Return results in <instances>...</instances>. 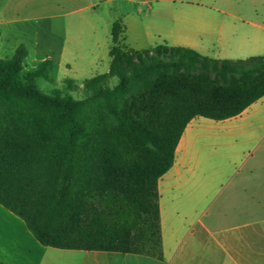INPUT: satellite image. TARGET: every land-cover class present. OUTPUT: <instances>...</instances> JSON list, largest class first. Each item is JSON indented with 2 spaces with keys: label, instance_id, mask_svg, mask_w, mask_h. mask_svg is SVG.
Wrapping results in <instances>:
<instances>
[{
  "label": "trees",
  "instance_id": "trees-1",
  "mask_svg": "<svg viewBox=\"0 0 264 264\" xmlns=\"http://www.w3.org/2000/svg\"><path fill=\"white\" fill-rule=\"evenodd\" d=\"M125 34L119 19L109 71L86 79L81 99L73 79L40 88L55 82L50 58L23 75L25 45L0 60V205L45 247L163 261L160 180L192 120L232 119L264 98V56L138 50Z\"/></svg>",
  "mask_w": 264,
  "mask_h": 264
},
{
  "label": "rangeland",
  "instance_id": "rangeland-1",
  "mask_svg": "<svg viewBox=\"0 0 264 264\" xmlns=\"http://www.w3.org/2000/svg\"><path fill=\"white\" fill-rule=\"evenodd\" d=\"M28 1V8L22 16L31 21L19 24L15 34V39L24 42L31 54L25 60L22 74L26 75L37 68L40 55L54 52L58 58V53L64 48L72 53L68 57L73 62V55H76L80 69L70 75L57 70L52 75L56 78L54 83L40 79L39 86L50 93L62 89L65 79H74L79 87L73 93L77 99L83 97V82L86 79L109 71L112 27L119 19L125 24L127 43H132L138 50L161 44L181 46L202 41L207 57L222 60L255 56L238 52L237 49L244 38L255 36V29L250 24L264 25V0ZM2 8L3 1L0 0V13ZM197 26L205 27L206 32L199 34ZM37 52L39 54L36 56ZM257 54L264 56V53ZM0 55L1 58L9 56L1 51ZM117 82V78H113L111 85ZM231 149L230 141L221 130H202L193 137L187 157L189 168L180 181L183 185H176L173 181L163 198L169 250H174L177 241L190 230L182 221L190 216L191 208L196 211L206 206L197 203L199 189L192 192V182L206 185L217 178L216 173ZM182 163L178 164L177 173L184 169ZM182 244L179 256L182 255L184 261L191 264L190 234ZM200 261L195 262L206 264Z\"/></svg>",
  "mask_w": 264,
  "mask_h": 264
},
{
  "label": "crops",
  "instance_id": "crops-1",
  "mask_svg": "<svg viewBox=\"0 0 264 264\" xmlns=\"http://www.w3.org/2000/svg\"><path fill=\"white\" fill-rule=\"evenodd\" d=\"M2 1L0 51L9 56L1 58L0 55V60L12 57L18 46H26L24 42L15 39V34L19 24L31 21L22 16L28 8V0ZM250 26L255 29V36L244 38L237 50L256 56L257 53H264V25L252 23ZM197 27L199 34L206 32L205 27ZM49 31L53 35L51 30ZM126 45L134 48L127 40ZM174 47L190 48L207 57L202 41ZM38 54L37 52L36 56ZM71 54L64 48L58 53V58L54 52H49L40 55V63L50 58L54 61V72L58 70L65 75L77 73L76 70L81 66L77 63L76 55H73L75 62L70 60L68 56ZM93 64H96L95 58ZM54 79L56 80L55 77ZM202 130H221L230 141L232 149L217 171V178L206 185L192 182L191 191L199 189L197 203L206 206L196 211L191 208L190 216L182 221L190 230L177 241L175 249L171 251L167 247L168 224L164 216L163 198L173 181L176 185H183L180 181L189 168L187 157L190 145L193 137ZM181 162L184 169L177 173L176 168ZM159 191L163 261L133 254L45 247L20 218L0 205V263L187 264L179 254L185 237L190 234L191 264H197L198 259L206 264H264V98L232 119L216 122L198 117L192 120L178 145L174 167L160 180Z\"/></svg>",
  "mask_w": 264,
  "mask_h": 264
}]
</instances>
